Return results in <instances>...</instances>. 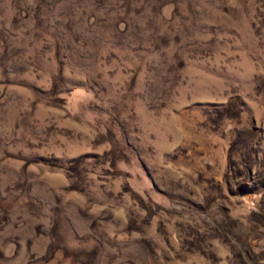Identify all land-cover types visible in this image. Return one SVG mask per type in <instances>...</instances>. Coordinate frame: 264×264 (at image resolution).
Here are the masks:
<instances>
[{
	"label": "rangeland",
	"instance_id": "1",
	"mask_svg": "<svg viewBox=\"0 0 264 264\" xmlns=\"http://www.w3.org/2000/svg\"><path fill=\"white\" fill-rule=\"evenodd\" d=\"M0 264H264V0H0Z\"/></svg>",
	"mask_w": 264,
	"mask_h": 264
}]
</instances>
